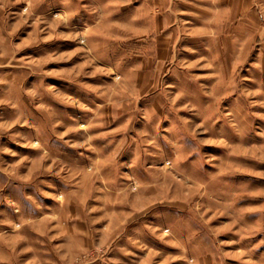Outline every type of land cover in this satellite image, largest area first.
Here are the masks:
<instances>
[{"label": "rangeland", "instance_id": "obj_1", "mask_svg": "<svg viewBox=\"0 0 264 264\" xmlns=\"http://www.w3.org/2000/svg\"><path fill=\"white\" fill-rule=\"evenodd\" d=\"M0 264H264V0H0Z\"/></svg>", "mask_w": 264, "mask_h": 264}]
</instances>
